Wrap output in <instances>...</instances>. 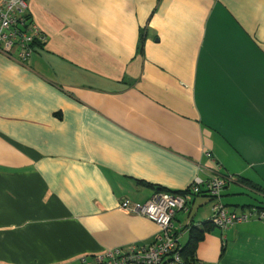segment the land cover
Instances as JSON below:
<instances>
[{
    "label": "crops",
    "instance_id": "0c3cea01",
    "mask_svg": "<svg viewBox=\"0 0 264 264\" xmlns=\"http://www.w3.org/2000/svg\"><path fill=\"white\" fill-rule=\"evenodd\" d=\"M27 15L45 43L26 62L0 49V264L150 244L158 226L121 204L198 177H235L231 211L264 206L244 183L264 191V0H27ZM214 203L177 213L183 247ZM196 253L264 264V223L211 225Z\"/></svg>",
    "mask_w": 264,
    "mask_h": 264
},
{
    "label": "built area",
    "instance_id": "2783aa9c",
    "mask_svg": "<svg viewBox=\"0 0 264 264\" xmlns=\"http://www.w3.org/2000/svg\"><path fill=\"white\" fill-rule=\"evenodd\" d=\"M27 15V0H0V49L20 62L32 56L34 46L46 41L38 26ZM213 160V153L206 152ZM235 180L234 176L218 175L203 180L198 177L190 190L182 195L157 192L143 205L125 200L121 209L126 213L142 216L155 223L159 232L154 241L147 245H131L128 248H114L102 254L83 256L80 264H185L182 258L181 232L175 228L178 212H189L195 196L202 192L214 200L211 224L227 230L238 224L257 220L264 223V210L252 209L248 212L231 211L223 202L225 188ZM196 264H203L198 261Z\"/></svg>",
    "mask_w": 264,
    "mask_h": 264
},
{
    "label": "trees",
    "instance_id": "16d2710c",
    "mask_svg": "<svg viewBox=\"0 0 264 264\" xmlns=\"http://www.w3.org/2000/svg\"><path fill=\"white\" fill-rule=\"evenodd\" d=\"M28 20H30V17L28 18ZM244 183L247 186H249L250 188H253L255 190H258L260 193L264 194V191L262 189H257L256 186H254L251 182L245 181ZM158 192H167V191H165V190H158ZM169 193H171V192H169ZM202 193L206 194L205 191L202 192ZM177 194L178 195H182L183 193H177ZM256 209L264 210V206H258V207H256ZM211 225L212 224L210 222H206L205 225H204L205 226L204 229L195 228L191 224H189L186 227V228H188L190 230V235H189L190 237H189L188 243L183 247V251H182V258H183L185 264H196V262H197V258H196V256H197L196 255L197 254L196 253L197 245H198V243L200 241H202L204 239V236L209 231V227Z\"/></svg>",
    "mask_w": 264,
    "mask_h": 264
},
{
    "label": "rangeland",
    "instance_id": "374dc122",
    "mask_svg": "<svg viewBox=\"0 0 264 264\" xmlns=\"http://www.w3.org/2000/svg\"><path fill=\"white\" fill-rule=\"evenodd\" d=\"M212 199V198H211ZM222 200H223V196H222ZM214 201V200H213Z\"/></svg>",
    "mask_w": 264,
    "mask_h": 264
}]
</instances>
